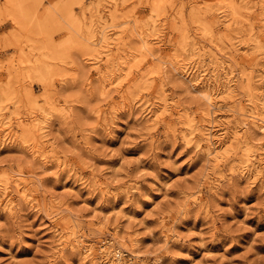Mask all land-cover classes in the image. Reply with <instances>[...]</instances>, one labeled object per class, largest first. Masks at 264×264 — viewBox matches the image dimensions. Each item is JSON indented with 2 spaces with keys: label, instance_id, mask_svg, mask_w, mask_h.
Instances as JSON below:
<instances>
[{
  "label": "rangeland",
  "instance_id": "rangeland-1",
  "mask_svg": "<svg viewBox=\"0 0 264 264\" xmlns=\"http://www.w3.org/2000/svg\"><path fill=\"white\" fill-rule=\"evenodd\" d=\"M263 115L264 0H0V264H264Z\"/></svg>",
  "mask_w": 264,
  "mask_h": 264
},
{
  "label": "bare ground",
  "instance_id": "bare-ground-1",
  "mask_svg": "<svg viewBox=\"0 0 264 264\" xmlns=\"http://www.w3.org/2000/svg\"><path fill=\"white\" fill-rule=\"evenodd\" d=\"M214 1H215V0H214ZM109 2H110V1H109ZM116 6H117V5H116ZM107 7H108V6H107ZM231 7H232V6H231ZM115 10H117V7H116ZM115 10H113V11H115ZM91 25H92V24H91ZM94 27H95V26L93 25V28H94ZM93 28H92V29H93ZM103 38L105 39V37H103ZM256 43H257V42H256ZM257 44H258V43H257ZM141 47H142V50H143V49H145V50H146V49L149 50L148 48L151 47V46H148V40H147L146 38H144V37H142V39H141V41H140V48H141ZM124 65H125V64H124ZM198 72H199V71H198ZM195 81H197V80H195ZM207 82H208V81H207ZM224 82H225V81H224ZM202 83H203V82H202ZM199 86H200V85H199ZM229 86H230V85H229ZM203 88H204V87H203ZM222 88H223V87H222ZM224 89H225V88H224ZM206 90H207V89H206ZM218 90H219V89H218ZM221 91H222V90H221ZM223 91H224V90H223ZM228 92H229V91H228ZM202 93H203V92H202ZM205 93H206V91H205ZM211 93H212V92H211ZM223 93H224V92H223ZM226 93H227V92H226ZM227 94H228V93H227ZM229 94H230V93H229ZM222 95H223V94H222ZM204 98H207V102H208V104L211 106V105H212V100H214V99H211L210 95H208V94H205V95H204ZM214 98H215V97H214ZM156 102H157V101H156ZM160 102H161V101H160ZM156 104H157V103H156ZM159 104H160V103H159ZM167 105H168V104H167ZM167 105H166V106H167ZM163 106H164V105H163ZM166 106H165V107H166ZM210 106H209V107H210ZM209 107H208V110L211 108V107H210V108H209ZM162 108H163V107H162ZM206 109H207V108H206ZM165 110H167V109L165 108ZM262 110H263V109H262ZM262 112H263V111H262ZM158 113H159V112H158ZM206 113H207V112H206ZM210 113H211V112H210ZM257 113H258V112H257ZM156 114H157V113H156ZM163 114H164V113H163ZM204 115H207V114H205V112H204ZM204 115H203V116H204ZM255 115H256L255 113H251L250 115H248V118H250V120H251L252 117L254 118V117L257 116V115L255 116ZM155 116H156V115H155ZM158 116H159V115H158ZM206 117H207V116H206ZM206 117H205V118H206ZM208 117H209V116H208ZM246 118H247V116H246ZM257 118H258V117H257ZM259 120H260V126H259L258 129H259V130L261 131V133H262V132H264V115L261 116V117L259 118ZM244 121H245V120H244ZM246 121H247V120H246ZM251 121H252V120H251ZM254 121H255V120H254ZM203 123L206 124L205 121L202 122V124H203ZM243 123H244V122H243ZM256 123H257V122H256ZM210 124H211V123H210ZM253 124H254V123H253ZM208 125H209V124H208ZM243 125H244V124H243ZM201 126H202V125H201ZM209 126H210V125H209ZM236 127H237V126H236ZM194 129H195V128H194ZM203 129H204V128H203ZM205 129H206V128H205ZM240 131H241V130H240ZM206 132H207V131H206ZM206 132H205V133H206ZM200 133H201V132H200ZM190 134H191V133H190ZM235 134H238L237 131L234 132V135H235ZM200 135H202V134H200ZM209 135H210V134H207V135H205V136H209ZM239 135H240V134H239ZM203 136H204V134H203ZM215 136H216V135H215ZM212 137H213V135H212ZM200 138H201V136H200ZM202 138H203V137H202ZM202 138H201V139H202ZM208 138H209V137H208ZM237 138H238V136H237ZM203 139H204V138H203ZM206 139H207V138H206ZM213 141H214V140H213ZM213 141H212V142H213ZM210 142H211V141H210ZM229 142H230V141H229ZM186 143H187V142H186ZM212 144H213V143H212ZM220 144H221V143H220ZM226 144H227V143H226ZM198 145H199V144L197 143L196 146H198ZM208 145H209V144H208ZM209 146H210V145H209ZM214 146H215V145H214ZM199 147H200V146H199ZM211 147H212V146H211ZM196 148H197V147H196ZM208 148H209V147H208ZM210 149H211V148H210ZM221 149H222V148H221ZM247 149H248V148H247ZM215 150H216V149H215ZM208 152H209V150H208ZM41 154H42V153H41ZM211 154H212L211 152L208 153L209 156H210ZM214 154H215V153H214ZM217 155H218V154H217ZM212 156H213V155H212ZM209 158H210V157H209ZM211 158H212V157H211ZM246 166H248V165H246ZM246 168H247V167H246ZM243 170H244V169H243ZM256 170H257V169H256ZM259 172H260V171H259ZM245 174H246V172H245ZM19 186H21V185H19V183H16V184H15L16 190H18L19 192H21V190L19 189ZM23 191H24V190H23ZM21 193H22V192H21ZM23 195H24V193H23ZM21 196H22V195H21ZM7 204H8V203H7ZM120 254H121V253H120ZM120 254H117V253H116V258H117V260L120 259ZM123 256H124V254H123ZM132 257H133V256H132Z\"/></svg>",
  "mask_w": 264,
  "mask_h": 264
}]
</instances>
